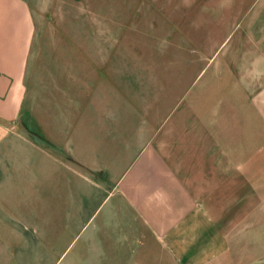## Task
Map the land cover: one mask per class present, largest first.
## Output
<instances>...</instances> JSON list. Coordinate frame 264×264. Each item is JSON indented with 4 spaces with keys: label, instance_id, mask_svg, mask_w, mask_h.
I'll return each mask as SVG.
<instances>
[{
    "label": "crops",
    "instance_id": "obj_1",
    "mask_svg": "<svg viewBox=\"0 0 264 264\" xmlns=\"http://www.w3.org/2000/svg\"><path fill=\"white\" fill-rule=\"evenodd\" d=\"M136 147L207 185L161 237L176 260L264 264V0H0V252L25 188L53 203L73 175L113 184L106 159Z\"/></svg>",
    "mask_w": 264,
    "mask_h": 264
},
{
    "label": "rangeland",
    "instance_id": "obj_2",
    "mask_svg": "<svg viewBox=\"0 0 264 264\" xmlns=\"http://www.w3.org/2000/svg\"><path fill=\"white\" fill-rule=\"evenodd\" d=\"M137 50L144 53L142 45ZM167 63L169 68L175 67L174 61ZM172 111L168 110L166 125L159 126L158 131L166 126L174 132ZM137 117H143L142 112L138 111ZM244 119L249 127L261 122L250 106L244 109ZM25 128V134L37 135L30 126ZM184 159L194 165L199 160L202 168L200 159L207 164L206 157ZM106 160L115 164L113 184H108L111 179L106 171L88 172V183L73 175L69 186L55 190L53 203L47 201V186L43 188L46 197L42 202L33 201L31 188H25L27 198L20 204L18 223L24 230L19 236H3L6 243L2 244L0 264H181L171 255L170 242L161 237L169 235L171 218L182 220L193 211L197 205L195 195L203 196L207 185L201 183L199 193L194 195L196 184L192 189L179 180L180 172L164 168L158 155L140 147ZM246 177L248 173L240 179ZM229 182L235 183L232 179ZM213 184L202 198L204 201L224 198V183ZM101 185L103 189L98 188ZM249 195L254 194L249 191ZM171 257L175 262L168 259Z\"/></svg>",
    "mask_w": 264,
    "mask_h": 264
}]
</instances>
